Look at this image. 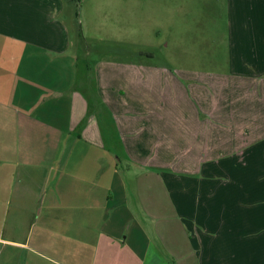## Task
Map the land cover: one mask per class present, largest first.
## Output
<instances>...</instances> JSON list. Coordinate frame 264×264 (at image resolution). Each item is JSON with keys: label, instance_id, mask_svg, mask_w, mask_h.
Returning <instances> with one entry per match:
<instances>
[{"label": "crops", "instance_id": "obj_1", "mask_svg": "<svg viewBox=\"0 0 264 264\" xmlns=\"http://www.w3.org/2000/svg\"><path fill=\"white\" fill-rule=\"evenodd\" d=\"M225 3L216 80L111 64L86 90L76 0H0V264H264V0Z\"/></svg>", "mask_w": 264, "mask_h": 264}, {"label": "rangeland", "instance_id": "obj_2", "mask_svg": "<svg viewBox=\"0 0 264 264\" xmlns=\"http://www.w3.org/2000/svg\"><path fill=\"white\" fill-rule=\"evenodd\" d=\"M76 6L80 34L73 48L78 58L76 86L80 89L88 88L82 73L88 70L92 81L96 69L103 65L167 69L174 77L178 71L184 76L187 72L202 76L208 73L214 74L215 80L228 68L225 0H76ZM210 82L205 78L209 91ZM89 84L94 86L90 90L92 102L102 113L106 147L117 152L128 174L127 197L133 200L131 179L135 169L129 166L126 171L124 156L121 162L112 116L100 108V97L93 93L95 85ZM126 86L123 77V93ZM123 98L128 100L126 95Z\"/></svg>", "mask_w": 264, "mask_h": 264}]
</instances>
